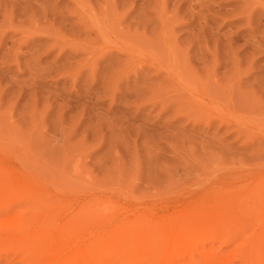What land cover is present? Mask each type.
Returning a JSON list of instances; mask_svg holds the SVG:
<instances>
[{
  "label": "rangeland",
  "instance_id": "obj_1",
  "mask_svg": "<svg viewBox=\"0 0 264 264\" xmlns=\"http://www.w3.org/2000/svg\"><path fill=\"white\" fill-rule=\"evenodd\" d=\"M258 182L264 0H0V196L15 214L26 183L65 226L88 203L159 218L198 200L234 206L264 193ZM244 199L250 235L264 219ZM4 245L0 264L33 263Z\"/></svg>",
  "mask_w": 264,
  "mask_h": 264
},
{
  "label": "bare ground",
  "instance_id": "obj_2",
  "mask_svg": "<svg viewBox=\"0 0 264 264\" xmlns=\"http://www.w3.org/2000/svg\"><path fill=\"white\" fill-rule=\"evenodd\" d=\"M252 188L264 189V182L255 183ZM43 191L40 185L29 183L18 188L23 203L30 210L17 214L14 207L20 203L11 201L9 193L0 196V242L8 248L15 243L21 248L19 244H23L30 252L32 264H264V224L255 227L250 235L239 226L241 218L246 217L245 208L244 214L239 212L242 209L239 204L244 198H234V206L226 198L223 200L227 202L217 205L216 200L214 203L198 200L181 210L172 207V213L161 218L151 209L138 215L131 214L130 210L116 214L117 208L112 205L104 204L105 208L103 204L88 203L70 214L68 212L70 216L63 226L58 206L47 214L48 202ZM257 191L247 195L244 201L251 199L260 203L261 213L256 215L260 221L264 219V193ZM35 210L39 212L36 216ZM62 226L71 230L65 228L63 234ZM140 228L144 230L143 234L136 237L150 239L141 246L132 239ZM244 236L248 237L243 244L241 238ZM235 242H240V246L222 257L225 255L221 256L218 251ZM215 243H219L218 248L214 247ZM207 246L210 252L213 248L217 250H212L210 255L208 250L204 251ZM22 248V252L17 248L18 255L25 252ZM18 251L13 254L17 256ZM139 251L143 253L137 259L135 256ZM196 255L199 256L195 258ZM63 256L65 259L61 262ZM199 257L202 262L196 260Z\"/></svg>",
  "mask_w": 264,
  "mask_h": 264
}]
</instances>
